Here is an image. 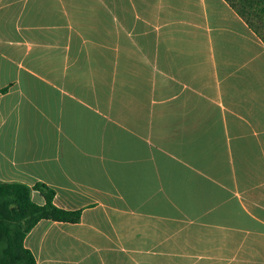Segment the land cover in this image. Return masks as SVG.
Wrapping results in <instances>:
<instances>
[{
  "label": "crops",
  "instance_id": "crops-1",
  "mask_svg": "<svg viewBox=\"0 0 264 264\" xmlns=\"http://www.w3.org/2000/svg\"><path fill=\"white\" fill-rule=\"evenodd\" d=\"M0 180L82 211L37 264H264V39L228 0H0Z\"/></svg>",
  "mask_w": 264,
  "mask_h": 264
},
{
  "label": "trees",
  "instance_id": "trees-1",
  "mask_svg": "<svg viewBox=\"0 0 264 264\" xmlns=\"http://www.w3.org/2000/svg\"><path fill=\"white\" fill-rule=\"evenodd\" d=\"M249 25L264 39V0H228ZM33 189L44 202H37ZM56 190L43 182L29 185L0 180V264H37L36 256L24 240L44 218L76 222L80 209H68L54 203Z\"/></svg>",
  "mask_w": 264,
  "mask_h": 264
}]
</instances>
